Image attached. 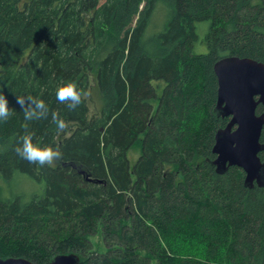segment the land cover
Returning <instances> with one entry per match:
<instances>
[{"label": "trees", "instance_id": "1", "mask_svg": "<svg viewBox=\"0 0 264 264\" xmlns=\"http://www.w3.org/2000/svg\"><path fill=\"white\" fill-rule=\"evenodd\" d=\"M232 56L264 63V0H0L13 112L0 121V259L264 264V188L213 165L230 121L215 112L214 65ZM69 81L87 93L75 111L55 95ZM16 96L42 99L48 118L25 121ZM25 124L34 143L60 148L54 166L16 154ZM20 176L36 189L6 193Z\"/></svg>", "mask_w": 264, "mask_h": 264}, {"label": "water", "instance_id": "2", "mask_svg": "<svg viewBox=\"0 0 264 264\" xmlns=\"http://www.w3.org/2000/svg\"><path fill=\"white\" fill-rule=\"evenodd\" d=\"M218 79V100L215 112L230 118L226 127L215 136L213 165L218 174L238 167L245 173V186L264 188V163L259 154L264 151L261 143L264 113H257L264 106V63L252 58L237 56L220 59L214 65ZM0 264H33L22 258L0 259ZM47 264H82L75 254L56 256Z\"/></svg>", "mask_w": 264, "mask_h": 264}, {"label": "clouds", "instance_id": "3", "mask_svg": "<svg viewBox=\"0 0 264 264\" xmlns=\"http://www.w3.org/2000/svg\"><path fill=\"white\" fill-rule=\"evenodd\" d=\"M55 95L59 103L66 104L69 111H75L83 103V98L87 93L78 88L75 82L69 81L60 84ZM16 102L24 113L25 121L47 119L49 116V108L42 99L32 96H16ZM12 114L7 97L0 91V121L7 122ZM51 121L59 132H63L67 127L66 121L58 112H51ZM23 127L25 132L20 136L18 146L14 149L16 154L21 159L40 167L54 166L55 161L62 158L60 148L50 145L40 146L38 143H34V133L28 131L27 124Z\"/></svg>", "mask_w": 264, "mask_h": 264}, {"label": "rangeland", "instance_id": "4", "mask_svg": "<svg viewBox=\"0 0 264 264\" xmlns=\"http://www.w3.org/2000/svg\"><path fill=\"white\" fill-rule=\"evenodd\" d=\"M104 1L105 0H101V3H104ZM200 27L202 31L207 30L206 24L200 25ZM196 53H207V47L204 44L200 43L196 48ZM139 155H140L139 147H135L129 152V159L131 166H133L135 162L138 160ZM35 189H36V185L31 179H29L26 176H20V178L15 179L10 185L6 187V193L9 194V192H17V193H24L27 196ZM93 243L94 245H96L95 248L104 251L103 245L99 238H94Z\"/></svg>", "mask_w": 264, "mask_h": 264}]
</instances>
